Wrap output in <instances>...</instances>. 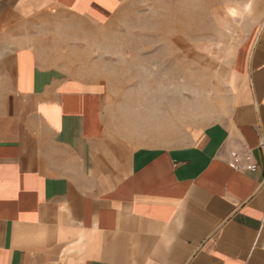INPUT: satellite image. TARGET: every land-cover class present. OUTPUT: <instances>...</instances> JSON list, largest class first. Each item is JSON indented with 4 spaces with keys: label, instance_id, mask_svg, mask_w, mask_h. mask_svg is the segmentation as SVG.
Segmentation results:
<instances>
[{
    "label": "crops",
    "instance_id": "1",
    "mask_svg": "<svg viewBox=\"0 0 264 264\" xmlns=\"http://www.w3.org/2000/svg\"><path fill=\"white\" fill-rule=\"evenodd\" d=\"M123 1L0 0V264H264V0L193 115L90 79Z\"/></svg>",
    "mask_w": 264,
    "mask_h": 264
},
{
    "label": "rangeland",
    "instance_id": "2",
    "mask_svg": "<svg viewBox=\"0 0 264 264\" xmlns=\"http://www.w3.org/2000/svg\"><path fill=\"white\" fill-rule=\"evenodd\" d=\"M248 1L124 0L96 31L95 54L81 34V64L113 103L134 111L155 99L200 114L201 104L224 100L232 56L261 18L255 0L244 10Z\"/></svg>",
    "mask_w": 264,
    "mask_h": 264
},
{
    "label": "built area",
    "instance_id": "3",
    "mask_svg": "<svg viewBox=\"0 0 264 264\" xmlns=\"http://www.w3.org/2000/svg\"><path fill=\"white\" fill-rule=\"evenodd\" d=\"M250 157V153L248 149H245L241 154H236L232 158V168L236 171L250 169L255 170L257 169V164L248 161Z\"/></svg>",
    "mask_w": 264,
    "mask_h": 264
},
{
    "label": "bare ground",
    "instance_id": "4",
    "mask_svg": "<svg viewBox=\"0 0 264 264\" xmlns=\"http://www.w3.org/2000/svg\"><path fill=\"white\" fill-rule=\"evenodd\" d=\"M247 7V6H246Z\"/></svg>",
    "mask_w": 264,
    "mask_h": 264
}]
</instances>
